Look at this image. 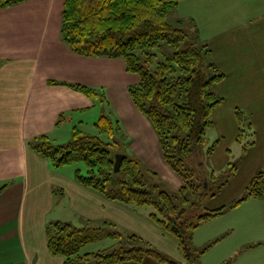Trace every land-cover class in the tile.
<instances>
[{
    "label": "crops",
    "instance_id": "1",
    "mask_svg": "<svg viewBox=\"0 0 264 264\" xmlns=\"http://www.w3.org/2000/svg\"><path fill=\"white\" fill-rule=\"evenodd\" d=\"M65 1L27 0L0 11V264H64L62 258L48 251L47 228L57 222L83 228L107 221L134 230L146 227L154 235L158 233L156 238L166 235L151 220L143 217L139 221V208L108 200L81 186L74 173L66 167L54 168L30 146L41 136L49 137L55 145L65 144L75 128L87 135L86 125L98 132L95 125L104 114L120 123L129 140L136 143V152L146 157L157 152L159 157L162 152L154 128L130 97L133 85L124 62L78 55L64 41L61 29ZM186 1L178 8L189 7ZM259 3L264 1L201 0L202 14L215 31L206 43L225 74L216 87L224 101L215 110L213 125L206 133V141L218 142L211 157V173L224 171L233 161L238 163V172L228 186L205 202L209 211L237 201L257 171L264 170V9L259 10ZM51 81L59 84L51 85ZM76 84L103 93L105 102L70 87ZM236 110L243 111L255 132L254 138L244 142L246 145L255 140L246 153L245 145L237 142ZM114 111L125 117L126 123L116 120ZM166 174L181 185L171 173ZM204 224L226 232L207 243L195 231L193 243L197 249L233 237L239 228L246 235L263 233L264 199H250ZM176 245V260L185 263ZM257 246L264 247V240L258 245L232 242L230 249L236 247L237 255L229 263H239ZM206 253L201 264H208L203 260ZM121 264L159 263L146 258L142 263Z\"/></svg>",
    "mask_w": 264,
    "mask_h": 264
},
{
    "label": "trees",
    "instance_id": "2",
    "mask_svg": "<svg viewBox=\"0 0 264 264\" xmlns=\"http://www.w3.org/2000/svg\"><path fill=\"white\" fill-rule=\"evenodd\" d=\"M26 1L0 0V11ZM183 1L66 0L61 29L64 41L74 53L121 59L126 71L139 78L138 84L129 88L130 97L154 128L164 161L181 179L183 185L178 193L159 191L162 184L149 187L139 160L124 153L121 170L115 172L116 160L106 148L112 145L105 144L99 134L113 138L122 130L118 121L104 114L95 125L99 132L96 136L85 135L75 128L71 140L65 144L55 145L49 137L41 136L30 146L56 169L82 164L83 169L74 172L75 181L108 200L136 208L153 206L155 213L150 219L175 238L185 263L169 259L140 236H124L114 223L105 221L83 228L62 222L49 225L48 251L62 258L64 264L142 263L146 258L159 264H201V257L216 242L197 249L194 232L204 222L250 199H264V170H259L241 198L227 207L209 211L205 202L228 186L238 172V163L231 162L224 171L212 172L210 177L202 172L198 184L194 181L196 171L186 169L185 163L206 142L213 114L224 101L216 87L224 81L225 74L215 62L211 47L199 42V34L190 38L189 29L184 28L186 21L172 22L169 18ZM57 84L51 81V85ZM70 87L90 99L105 102L99 91L80 84ZM236 118L237 142L244 144L247 138L255 137V132L243 111L236 110ZM254 144L255 140L244 144V153ZM217 145L218 142L214 143L208 150L209 158ZM103 239L115 244L107 250L84 253L86 247Z\"/></svg>",
    "mask_w": 264,
    "mask_h": 264
},
{
    "label": "rangeland",
    "instance_id": "3",
    "mask_svg": "<svg viewBox=\"0 0 264 264\" xmlns=\"http://www.w3.org/2000/svg\"><path fill=\"white\" fill-rule=\"evenodd\" d=\"M188 1H189V7L183 6L184 8H177L178 10L177 9L174 10L175 12L173 11L169 18L171 19L172 22L177 19H183L184 21H186L184 28L186 30L189 29L190 38L192 37L193 39H195L196 35L199 34V39H198L199 42L206 43V40L210 39L209 36H211L215 32L214 30L211 29L212 28L211 21L206 19L204 15L202 14L201 0H188ZM250 1L253 2V0H250ZM259 1H264V0H259ZM186 3L188 2L186 1L182 5H185ZM258 8L259 10L264 9V3H259ZM161 60L162 59H160L159 61ZM127 75H129L130 77L129 79H130L131 85L138 84L139 78L136 75L134 74H127ZM135 79L137 80L136 82H135ZM101 94L102 93L99 92V95ZM99 101L101 102V100ZM98 105L100 107L101 104L99 103ZM113 107H115L114 103H113ZM108 108L109 107L107 106L106 109ZM120 115H119V112L117 111H114L113 113V116L115 119L120 118V120H122L123 123H126V118L121 117ZM84 130L85 132H87L86 133L87 135H89V133L91 135L99 134V132H97L95 128L91 125H86ZM121 130L122 132L113 138L106 134H103V135L99 134V136L103 139L105 144L112 145V146H106V148L111 152V157L116 160V158L120 156L121 153L131 154L132 156L130 158L139 160L140 165H141V172L145 176V180L149 187L162 184L159 191L165 190L168 193H178L180 190V187H182L183 185L182 181L164 162L162 158V152L160 153L161 156L159 155V157H158V152L156 155L152 151L151 153L155 154L153 155L154 157L153 156L151 157L143 156L140 151L136 152L135 150H133L134 145L136 143H132L129 140L123 127H121ZM153 133L155 135V132ZM213 145L214 143L209 141L207 138V141L205 143L198 146L197 153L195 154V156H193L190 160H188L185 163L186 169L188 170L194 169L196 171L194 181L197 182V184L200 183L198 182V180H202L203 178V175L201 174L202 172L205 173V175H208L209 177L211 176L210 174L213 168L211 167L212 160L211 158L208 157V150ZM159 158H162V159L160 160ZM233 162H237V161H233ZM78 168L83 169V165L77 163L71 166H67L66 171L70 173H74L75 170H77ZM166 172L171 173L173 177H176V179H178V181L181 182V185H176L174 181L169 177V175L166 174ZM205 184H206V181H205ZM189 197H190V194H189ZM139 209H140V213H139L140 215L138 218L139 221H141L143 217L145 221L147 219L151 220L150 215L155 213V208L153 206H146V207H142ZM204 225H202L201 227H199V229L196 230L198 231L196 235L199 233L201 235L200 239L206 240L205 242L207 243H209V240L215 239L216 236H218L219 234L226 232L225 229L221 230V229H218V227L209 228L210 226H206L207 224L205 226ZM116 227H117L116 230L122 233L124 236H129V235L140 236L145 241H147L149 244H151V246L154 249H157L161 253L167 255L169 259L177 261L176 256H175L176 254L175 248L177 247L176 245L177 241L172 236L166 234L162 237L156 238L155 236H158V233H156L157 235L156 234L154 235L153 232L150 229H147L146 227L143 230L135 229L136 231L132 228V226L131 227L128 226L129 228H127V227L116 225ZM253 229L254 227L250 228V231H254ZM145 234L147 235V237H145ZM263 240H264V232L263 233L257 232L255 234L252 233V235H249L248 233L246 235L244 232V229L239 228L236 235L230 238H226L222 240L221 242L216 243L212 248H210L209 251L206 253V256L203 258V260L207 261L208 264H224L226 262H229L230 258H233L235 255H237L236 251L234 250V248L236 247H232V249H230L232 242L238 245L245 244L247 242H249L251 245H258ZM114 244L115 242H113V240L103 239L100 242H97L93 245L86 247L84 249V253H90V252L96 253V252H100L103 250H107L110 247H112ZM249 255H251V258H249ZM237 264H264V247L260 248L259 246H257L253 248L252 252L250 254H246L245 256H243L240 262Z\"/></svg>",
    "mask_w": 264,
    "mask_h": 264
},
{
    "label": "water",
    "instance_id": "4",
    "mask_svg": "<svg viewBox=\"0 0 264 264\" xmlns=\"http://www.w3.org/2000/svg\"><path fill=\"white\" fill-rule=\"evenodd\" d=\"M124 160V156L123 155H120L116 158V161H115V172H120L121 170V164Z\"/></svg>",
    "mask_w": 264,
    "mask_h": 264
}]
</instances>
